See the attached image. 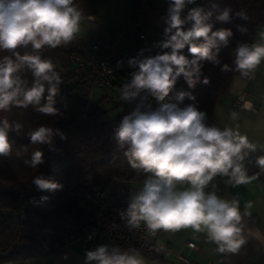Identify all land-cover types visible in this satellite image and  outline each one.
<instances>
[{"label":"clouds","instance_id":"obj_1","mask_svg":"<svg viewBox=\"0 0 264 264\" xmlns=\"http://www.w3.org/2000/svg\"><path fill=\"white\" fill-rule=\"evenodd\" d=\"M194 4L196 0H168L166 15L161 17L165 25L163 38L152 45L159 51L145 55L152 49H141L137 56L127 60L128 67L134 70L119 89V99L131 103L139 98L140 102L122 117L114 129V140L130 167L146 178L142 187L131 193L126 209L119 215L131 229L143 223L151 236L161 230L191 228L203 232L219 253L235 254L248 236L254 235L250 230L245 235L242 223L243 216L250 215L252 204L247 203L242 214L239 199L221 198L212 182L216 177L226 178V185L236 187L257 180L264 173V155L254 158L259 172L249 176L245 162H253L250 157L257 152L258 145L236 129L208 125L207 114L194 104L180 107L185 98L195 100L191 92L179 91L175 102L170 96L181 77L194 89L204 62L218 65L221 47H227L233 37L230 28L214 30L210 22L212 13L202 6L188 7ZM235 16L248 19L243 10ZM83 19V9L76 0H0V52L10 53L0 57V112L32 106L46 116L61 115L55 98L62 78L53 61L42 57L41 51L71 44L81 31ZM216 20L230 23L232 9L225 8ZM237 28L242 33L247 31L240 25ZM260 39L264 41V32ZM20 50H24L23 54ZM262 61L264 43H240L235 49V67L224 64L221 71L253 78ZM122 63L117 61V66ZM28 72L31 81L26 77ZM202 82L207 84L209 80L205 77ZM149 98L156 102V107ZM251 108V102L244 101L243 109ZM231 118L237 119V113L232 112ZM22 129L21 123L0 119V156L12 154L9 134L20 135ZM57 136L67 139L59 128L46 125L28 133L30 143L47 145L49 149ZM24 162L37 168L44 163V152L35 150ZM181 184L187 187L181 189ZM210 184L213 190L206 192ZM32 185L38 192L49 194L63 187L44 174L36 175ZM48 198L45 195L41 200ZM85 264L146 262L135 248L122 250L119 246L100 245L86 252Z\"/></svg>","mask_w":264,"mask_h":264},{"label":"trees","instance_id":"obj_2","mask_svg":"<svg viewBox=\"0 0 264 264\" xmlns=\"http://www.w3.org/2000/svg\"><path fill=\"white\" fill-rule=\"evenodd\" d=\"M151 2L152 0H131L127 10V18L132 23L130 35L122 36L134 42L140 34L144 35L151 42L148 49L151 48L152 51L147 53L155 54L159 51L152 47L155 29L143 17L144 9ZM76 3L83 9L84 19L98 16L97 0H76ZM196 3L212 13L210 22L214 24V30L230 28L233 37L227 47H221L217 57L218 65L204 62L202 76L194 89H190L181 77L171 97L175 102V95L179 91L191 92L195 100L185 98L179 106L194 104L207 114L208 124L214 104L228 93L234 78H242L238 72L221 71V67L228 64L234 68L236 47L240 43L252 44L256 32L264 29V0H196ZM188 7L191 8L192 5ZM225 8L232 9V21L226 24L216 20V16ZM241 10L246 12L247 20L235 16ZM184 14H187V9ZM238 25L245 27L247 31H238ZM106 34L89 38L87 47L93 38ZM159 34L158 40L163 38V30ZM87 47L81 49L75 39L67 46L41 51L42 57L53 61L62 78L60 92L55 98L60 116L43 115L32 106L27 109L12 107L10 111L0 112V119L6 118L23 125L20 135L15 132L9 134L13 142L12 154L0 156V184L17 189L20 194L14 197L0 193V264L56 252L66 245L63 236L68 230L80 221L90 219L89 199L96 189L122 184L142 186L146 178L143 173L138 174L130 167L123 150L117 148L114 140V129L124 115L134 110L140 102L139 98L131 103L120 100L123 109L116 117L92 124L85 122L90 116L87 111L71 115L60 102L64 97H69L85 106L89 90L93 86H108L111 89L117 87L119 90L129 79L119 78L106 85L96 83L89 67L77 59V56L87 51ZM20 51L23 54L24 50ZM9 54L0 52V57ZM185 54L187 55V49ZM26 77L31 81L30 72L26 73ZM205 77L209 80L207 84L202 82ZM149 102L156 107L154 100L149 98ZM83 113L84 116H81ZM40 125L59 128L67 139L55 137L52 149L47 145L30 143L28 133ZM35 150L44 152V163L32 168L24 161L30 159ZM38 174L54 179L63 185L62 189L55 194L38 192L32 185L33 178ZM224 179L226 178H214L212 184L216 185L215 189L225 184ZM212 190L211 184L205 189L206 192ZM45 195L49 198L41 200Z\"/></svg>","mask_w":264,"mask_h":264},{"label":"crops","instance_id":"obj_3","mask_svg":"<svg viewBox=\"0 0 264 264\" xmlns=\"http://www.w3.org/2000/svg\"><path fill=\"white\" fill-rule=\"evenodd\" d=\"M130 2L131 0H97L98 16L84 19L86 22L81 24V31L76 38L77 45L81 49H85L89 38L122 30L127 19ZM151 5L144 9L143 14L145 15V11L148 12L147 10L151 8L152 10L147 14L151 16L152 24L160 26L163 30L165 25L161 17L166 15L168 2H164L158 8L151 7ZM155 31L157 30L155 29ZM261 32H264V29H259L256 32L253 43H264L260 39ZM132 43L136 45L134 42ZM116 46L118 50L132 56L131 45L120 44L118 41ZM238 96H243L244 100L250 101L255 111L233 108L232 101ZM232 112L237 113V119L231 118ZM208 125H215L221 129L225 127L236 129L242 135H246L250 142L256 143L258 150L250 157L253 162L246 161L245 163L249 176L259 172L254 158L264 155V151L261 150V147L264 146V61L257 67L253 78H234L228 93L220 97L214 104ZM178 187L183 189L187 185L181 184ZM215 191L223 199H239L242 214L245 205L249 202L252 204L248 210L250 215L243 216L242 223L245 225V235H248L249 230L254 235L248 236L247 242L238 253H219L217 246L208 241L205 233L194 232L191 228L175 232L162 231L159 238L160 244L169 246L172 253H179L198 264L206 262L213 264H264V173H261L257 180H253L249 184L236 187L224 184ZM255 234L259 235V239ZM190 241L194 242V249L186 246V243ZM86 252L87 250L77 244L69 243L49 255L18 259L3 264H85ZM139 254L144 258L146 264H182L170 254L150 255L141 252Z\"/></svg>","mask_w":264,"mask_h":264},{"label":"built area","instance_id":"obj_4","mask_svg":"<svg viewBox=\"0 0 264 264\" xmlns=\"http://www.w3.org/2000/svg\"><path fill=\"white\" fill-rule=\"evenodd\" d=\"M195 6L199 5L197 3L192 5ZM121 36L122 32L118 30L103 37L93 38L88 44L87 51L77 56L78 60L89 67L94 81L99 85L109 84L119 78H130L129 74L134 70L127 65V60L132 56L116 49ZM134 43L140 49H148L151 42L140 34ZM117 61H122V65L118 67ZM241 97L243 96H238L232 101L233 108L243 109L246 100H241ZM249 110L255 111V108L252 106ZM81 116H84V113ZM141 187V185L122 184L96 189L89 199L90 219L82 220L68 230L63 236V241L66 244L75 243L87 251L100 245L119 246L122 250L135 248L141 253L150 255L170 254L182 264H196L179 253H172L169 246L160 244L159 238L163 230L151 236L143 223L139 228L131 229L126 225V221L121 219L119 213L126 209L131 193ZM186 246L190 249L195 248L192 241L187 242Z\"/></svg>","mask_w":264,"mask_h":264},{"label":"rangeland","instance_id":"obj_5","mask_svg":"<svg viewBox=\"0 0 264 264\" xmlns=\"http://www.w3.org/2000/svg\"><path fill=\"white\" fill-rule=\"evenodd\" d=\"M164 2H168V0H154L151 3V7L156 6L158 8ZM150 10L152 9L149 8L147 11L150 12ZM148 12L145 11V15L143 14V17L152 27H154V29L157 30L153 34L154 41H157L160 37L159 31L162 30V28L156 24H152L153 22L151 16L147 14ZM159 14L163 15L162 13ZM83 22H86V20H82L81 24ZM131 27L132 23L130 19L127 18L124 27L121 30L122 34L126 36L130 35ZM118 41L120 44L125 43L127 45H131L130 48L133 49L132 52H130L132 54V57L137 56L141 50L139 46L137 47V45H134L123 36H121ZM145 55H148V53H145ZM116 88L117 87L111 89L108 86H93L89 90L85 106H82L79 102H76L69 97H64L60 102L71 115H78L84 111H87L90 116L85 120V122L88 124H92L104 119L114 118L122 111L123 103L120 102L119 90Z\"/></svg>","mask_w":264,"mask_h":264},{"label":"water","instance_id":"obj_6","mask_svg":"<svg viewBox=\"0 0 264 264\" xmlns=\"http://www.w3.org/2000/svg\"><path fill=\"white\" fill-rule=\"evenodd\" d=\"M0 193L10 195V196H14V197H18L20 195L19 191L17 189L9 188V187H6L2 184H0Z\"/></svg>","mask_w":264,"mask_h":264}]
</instances>
